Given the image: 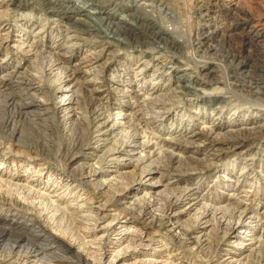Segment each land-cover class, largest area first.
<instances>
[{
  "label": "bare ground",
  "instance_id": "6f19581e",
  "mask_svg": "<svg viewBox=\"0 0 264 264\" xmlns=\"http://www.w3.org/2000/svg\"><path fill=\"white\" fill-rule=\"evenodd\" d=\"M166 1L168 0H152V3L158 2L164 6V9H169ZM212 1L215 2L212 3L215 6L220 0ZM232 1L234 2V0ZM232 1L231 4L227 3L226 9H224L228 14L233 13V6L235 7ZM11 2V5L14 6L13 9L15 7L28 9V4L31 3L46 6L51 19L57 18L55 21L65 25L68 31L74 29L71 32L75 34L68 33V40L74 37L82 40L85 39L83 36L89 34L95 39L93 46L101 45L99 49L97 48L98 51L92 52L97 55V58H85V61L72 65L74 69L70 67V56L58 53L57 55L60 57H57L56 62H51L49 66L50 71L56 66L60 68L55 80L56 83H59V88H62L61 84L70 79L78 86L77 92L81 93L84 90L89 103L95 104L94 124L91 133H97L98 138L95 142H90L91 138L81 127L83 123L76 110L77 103L75 101L69 98L65 102L61 101L54 106L46 107L44 100L35 96L37 91L41 92V87H35L33 82L20 77L26 74L20 72L18 66H6L3 71L0 69V90L13 89L15 84L11 82V79L20 77V82L16 83L24 84L26 89L32 92L29 93L30 100L18 103L17 117L19 120H31L33 126L42 132L47 146L53 145V136L56 135L55 126L62 128L63 132L77 126L76 128L80 130L81 134V141L76 144L75 152L69 155L68 165H73L70 172L54 173L51 171V166L47 167L46 153L38 150V147L34 148L35 146L20 128L21 123L19 127L17 123L10 124V121L4 119L8 132L5 131V135L17 147L16 149H19L18 152L25 153L23 154L26 155L24 158L25 160L29 159V162L24 165V168L20 167L21 172L16 170L13 175L0 171V185L8 184L11 188H16L19 186L17 181L29 174L28 177L31 179L28 183L33 185L25 186L29 189L27 193L19 189L17 196L0 192V264H104L101 258L94 259L92 257V259L87 254L84 255L80 252L79 249H75L72 240L67 242L64 239V231L61 230L57 234L58 229L53 231L44 219L41 220L36 216L37 205L41 206L39 211L41 212L44 210L43 201L50 202L48 208L53 204L51 198H54L55 195L42 192L44 190L49 192L51 187H55V189H51L50 192L57 193L56 190H62L58 191L61 197L56 196V201H62L63 204L66 202L65 195L72 193V190L75 191L67 198L72 199L71 201L81 198V190L89 194V200L92 201L103 197L99 199L102 203L93 208L98 214L103 213V216H98L95 219L96 223L99 219L104 221L105 217H111L105 209L109 206L114 207L113 210H116L117 214L112 215L110 222L119 223L123 220L124 223H128L127 221L132 219V223L141 226L139 230L131 232L127 229L123 239V241L138 242L136 245L141 248L150 247L149 242L150 244L161 243L160 246L163 248L167 246L165 241H155L147 237L159 235L162 240L163 238L164 240L168 239L172 247L175 248V254L180 255L187 249L207 246L211 231L214 229L212 223L219 222L225 248L221 250L224 252L220 254L217 264H246L259 248L264 231V198L258 200L255 206L251 204L255 200L256 185L254 183L261 181L264 192V154H260V158L257 153L245 158L247 151H253L259 138L264 137V120H262L264 110L255 109V112L251 111V114L247 113L248 110H234L233 113L236 115L228 121L218 118L222 113V107L217 106L212 111L215 115L213 121L211 119L212 128L203 125L200 130L182 129L181 127L174 132L173 129L163 132L161 131L163 126L173 123V106L187 100L195 101L201 98L199 96L206 94L208 89L204 87L210 86L211 76L214 75H211L212 64L204 66V69L208 70L207 72L194 71L178 57L165 56L164 49L173 50L180 44L173 35V29L159 28L153 24L151 19L143 14L141 5L136 0L124 6H120L118 0H11ZM211 10H206L201 15L202 22L204 21L202 30L214 35L216 34L215 29H210L211 18L207 17L212 12ZM120 12H124L125 15L118 16ZM80 16L88 20L80 19ZM252 27L256 28L257 26ZM2 35L0 34L1 37ZM4 35L2 41L9 38V35ZM140 35H142V39ZM203 35L205 34L203 33ZM131 39H138L141 41L139 44L146 45L145 51L143 50L137 56L139 60L136 63H133V59L136 58V56L133 58L134 55H126L122 58L125 53H129L125 47L130 46ZM208 39L209 37L205 35L202 40L207 42ZM250 39L251 43L255 41L263 43L264 33H257L254 38ZM149 41H152L153 44ZM24 42L17 46V49L21 50V53L29 55L32 44L27 45ZM155 44L161 46H155ZM101 55L102 57L107 55L109 61L100 66L99 72L106 68L116 73L110 75L109 82L104 79V76L94 73L93 77L86 81L93 83V87L91 89L82 88L78 80L79 77H77L78 74L83 76L90 73L92 68L96 67L94 65L99 61V58H102L99 57ZM125 62H128L129 72L130 70L134 71L133 76H128V73L122 75L119 66ZM128 64L131 65L128 66ZM149 64H154V67ZM241 65L242 68L246 66V64ZM163 72L169 75L165 78L168 84L175 83V87L169 89L174 94L170 98H168L170 91H167L170 87L166 88L159 84ZM117 77L124 78L125 85L120 84L121 81H117ZM130 77H133V83L128 81ZM150 80L154 84L149 88L147 83ZM20 94V92L9 94L8 102L13 106L15 102L10 100L17 96L20 97ZM109 100H115L112 104L115 106L116 112L111 111L113 108ZM139 124H141L140 127L137 126ZM134 125L137 126V129H132ZM149 126H151L152 133L148 132ZM94 139L96 136H93ZM98 142L101 143L98 144ZM105 147L107 150L101 159L98 156V151ZM243 147L245 148L241 151L242 153H238ZM261 148L260 150L264 152V148ZM34 152L37 154L33 155ZM184 153H189V155L184 156ZM228 153H238L237 156L241 155V157L239 161L233 159L227 166L220 165L221 157ZM15 154L12 155L15 156ZM194 154H199L200 157ZM159 157L167 158L168 165L173 166L172 171L167 173L166 170L161 171L157 166L159 164L156 165V159ZM123 161H127L126 165L133 166L139 173L132 175L130 171L114 169L124 164ZM190 162L194 165H191ZM102 163L111 164L112 169H101ZM239 163H242L243 167L240 170L241 174L236 176L235 170ZM256 163H259L258 167L263 169L258 172V176H251L252 181L245 180L250 173L254 172L252 168ZM218 167L222 169L213 171ZM143 174L154 175V177L149 179V182L145 181L146 179L143 181ZM168 174L171 177L166 178L165 175ZM212 176L214 177L212 182L204 187ZM255 179L256 181H254ZM38 181H42V187L39 189L41 182L38 183ZM258 186L259 184H257V188ZM33 187L36 189H34V193H30ZM72 196L73 198H71ZM163 200L164 208L160 206ZM59 205L53 208V211L51 210V215L55 217L60 212L58 215L60 220L63 219L61 215L65 210L61 209ZM258 206L260 208H257ZM76 207L79 210L84 208ZM64 214L69 215L68 211H65ZM191 218H194L193 223L189 222ZM99 223L101 222L92 226V231L98 228ZM99 231H104V228L100 227ZM73 235L71 238L77 237ZM144 241H147L148 244H145ZM164 249L166 250V248ZM126 251L123 249V252L119 251L116 255L120 256ZM112 261L109 260L108 264H111ZM151 262L148 260L144 263Z\"/></svg>",
  "mask_w": 264,
  "mask_h": 264
},
{
  "label": "rangeland",
  "instance_id": "374dc122",
  "mask_svg": "<svg viewBox=\"0 0 264 264\" xmlns=\"http://www.w3.org/2000/svg\"><path fill=\"white\" fill-rule=\"evenodd\" d=\"M132 1L133 0H118V4L120 6H124ZM137 1L138 0H136V2ZM146 1L139 0L137 2L140 3L143 14L150 18L151 22L157 27L164 29H173L174 37L179 40V46H176L175 48H173V50L164 49L163 53L165 54V56L178 57L180 61L184 62L194 71L200 70L202 72H207L208 70L204 69V66L208 64L213 65V72L211 73V75L214 74L213 76H211L212 83L210 84V86L204 87L205 89L208 88L205 92L206 94L199 96L201 98H196L197 100L195 101L187 100L184 103H178L174 105L172 113L173 123L171 122V124L168 123V125L163 126L161 131L167 132L173 129L174 132L181 127L182 129L195 128L197 130H200V127H202L203 125L212 128L211 122L213 121V118H215V115L212 111L213 108L217 106L222 107V113L219 112L220 116L218 118L224 120L227 119L228 121L233 119L236 115L235 113H233L234 110H248V114H251V111L255 112V109L264 110V42L259 43L255 41L251 43L252 40L250 39L254 38L257 33H264V0H234V2L232 0H220L217 1L215 6L213 5L215 2H213L212 0H168L166 2H168L169 9H164V6H161L160 4H158V2L154 4L152 3V0ZM231 1L235 4V7L233 6V13L228 14L224 9H226V5L231 4ZM11 3V0H0V34H3L2 37L5 36L4 34L9 35V38L6 41H2V37L0 36V69H2L3 71L6 66H18L19 71L26 74L21 75L20 77L25 78V80H30L31 82H33L35 87H41V92L37 91V94L35 96L37 98H40V100H44V103H46V107L54 106L61 101L65 102V100L67 101L69 100V98L72 101H75L77 103L76 110L80 115V119H82V121H80L83 123L81 127L91 138L90 142H95L98 138V134L91 133L93 130L92 125L94 124L93 111L95 108V104H92V106L89 103V101L85 97L87 94L84 92V90L80 89L82 90V92L78 93V86H76L73 81H70V79L69 81L61 84L62 88H59V83H56L55 80L57 71L60 70V68L56 66L52 71H50L49 66L51 62H56L57 57H60L57 55L58 53L64 54V56H70V67L71 69H74L72 65L78 64L81 61H85V58H97V55L92 52L96 51L97 48L99 49L101 45L98 46L95 44V46H93V40L95 39L89 36V34L83 36L85 39L82 40L76 39V37L68 40V33L73 31L74 29H69L70 31H68L66 30L65 25L61 24V22L59 23V21H55L57 18L51 19L49 17V12L47 11L48 9L46 6H41L37 3H31L28 4V9L25 7H15V9H13L14 6L11 5ZM65 3L67 4V1ZM210 9H212V12L207 17L211 18L210 23L212 25L210 29H215L216 34L214 35L209 34L208 32L206 33L202 30L204 28V21L202 22L201 15L205 13L206 10L210 11ZM118 14V16L125 15L124 12H120ZM80 19L88 20L82 16H80ZM212 19L214 20V22ZM252 26L257 27L254 28ZM203 33L207 35V37H209L207 42H203L202 40L203 36H205L203 35ZM140 37L141 39L143 38L142 35H140ZM23 42L27 45L32 44V50L29 55H25L21 53V50L17 49V46H19ZM140 42L141 41L138 39H131V41L129 42L130 46L125 47L129 53H125L122 58L124 56L126 57V55H134L133 58L135 56L136 58L133 59V63H136L137 60H139V57L137 56L140 55V52H142L143 50L145 51L146 48V45L142 43L139 44ZM149 43L153 44L152 41H149ZM155 46L161 45L155 44ZM159 49L162 48L159 47ZM99 57H102V55ZM107 59L108 56L103 55L102 58H99V61L94 65L96 67L92 68L90 73L83 76L78 74L77 77H79L78 80L81 83L82 88L91 89V87H93V83H88L86 81L93 77L94 73H99L100 76H104V79L109 82L110 75L116 72L110 71V69L106 68L102 69V72H99L100 70H98L100 66L109 61V59ZM127 63L128 62H125L124 64H122V66H119L121 67L120 69L122 71V75H126V73H128V76H133L134 71L130 70L129 72V70L127 69ZM241 64H246V66L242 68ZM130 65L131 64H128V66ZM149 66L154 67V64H149ZM167 76L169 75H167L166 72H163L160 76L162 77V79L161 81L159 80V84L161 86H165L166 88L170 87L167 89V91H170L169 89L175 87V83L168 84V81L165 80ZM19 78L16 79L15 77H13L11 79V82L15 84L13 89L0 90V133H3L0 134V171L7 172V174L13 175L14 171L16 170L21 172L22 169L20 170V167L22 168L23 166L24 168V165L28 164L29 162V159L25 160L24 158L26 157V155H23L25 153L18 152L19 149H16L17 147H15L13 143L8 139L7 135H5L7 132V126H5V122L10 121V124L17 123L19 127L21 125L20 128L23 130L24 134L28 136L29 141L33 144V146H35L34 148L38 147V150L44 151L46 153V161L48 162L47 167L51 166V171H54V173H60L61 171L70 172V169L73 165H68L69 155L72 152H75L76 144L81 141L80 130L76 128L77 126H73L70 130L67 129L65 130V132H63L64 130L62 131V128H60L59 126H55L56 135L53 136V145L51 147L47 146L46 141L41 134L42 132H40L36 129L35 126H33L34 124L31 123V120H19V118L17 117V111L19 108H17V106H19L18 103L20 104L23 101L30 100L31 96L29 93H32L31 91H28L26 89V86L24 84L21 85L16 83L20 82ZM123 79L124 78L119 77L116 78L117 81H121L120 84L125 85ZM146 79L148 80V78ZM128 81L133 83V77H130ZM151 82L152 81L150 80V82L147 83V87L150 88V86L154 84H152ZM16 92H20L21 94L19 95L20 97L17 96V98L10 100L15 102L12 106V104L8 102L10 98L9 94H15ZM172 95L174 96L172 91H170V93L168 94V98H170ZM207 100H211L210 103ZM216 101H218L219 103H217ZM109 102L111 103V106L113 108L111 109V111L116 112L117 110L114 109L115 106L112 104L113 102H115V100H109ZM13 107H15L16 109ZM48 109L51 111L50 108ZM193 112L198 113L195 114ZM240 113L239 115L242 114ZM10 118L13 119L11 120ZM262 120H264V117ZM137 126L140 127L141 124ZM137 126L134 125L132 129H137ZM143 127L145 126L143 125ZM151 131V126H149L148 132L152 133ZM93 136H96V139L93 140ZM100 143L101 142H98V144ZM261 147L264 148V137L259 138L257 146L253 151H247L245 158L252 156L255 153H257V156H259L258 158H260V154H264V152L260 150L262 149ZM106 148L107 147L98 151L99 158L102 159L107 150ZM244 148L245 147L241 148L238 153L244 150ZM31 151L33 150L31 149ZM37 152L39 153V151ZM238 153L225 154L220 159V165L223 164L227 166L232 162L233 159H235L234 161H239L241 155L237 156ZM12 154H15L16 157ZM35 154L37 153L34 152L33 155ZM187 155H189V153H184V156ZM194 155L200 157L199 154ZM123 162L124 164L121 165L122 167L120 166L113 168L130 171L132 175H136L137 173H139V171H137V169H134L133 166L126 165L127 161ZM168 162L169 161L165 157H159L158 159H156V165L159 164L157 166L161 169V171L166 170V173L172 171L173 168L172 165H168ZM190 164L194 165L192 162H190ZM256 164L252 168L254 172L250 173L245 180L252 181L251 176H258V172L263 169H260L258 167L259 163ZM100 166H102L101 169L103 170L112 169L111 164L102 163ZM242 167V163H239L237 165V168L235 170L236 176L238 174H241L240 170L242 169ZM219 169L220 168L218 167L217 169H213V171ZM28 176H25L23 177V179L18 180L17 184L19 186H17L16 188H11L10 186H8V184H5L4 186L0 185V192H7V194L13 195L16 194L17 196V191L21 189L23 190V192L27 193L29 189L25 186L33 185L32 183H28L31 179V177ZM165 176L166 178L171 177V175L169 174ZM152 177H154V175L143 174V181L146 179L145 181L148 180L147 182H149V179H151ZM213 179L214 177L212 176L206 182L204 187H206L207 184H210ZM254 181H256V179ZM39 182H41V185L38 187V189L42 187V181H38V183ZM257 184H259L258 188ZM254 185H256L254 191L255 200L251 204L255 206L258 200L264 198V192L262 190L261 181H259V183H254ZM53 188L55 189V187L49 188V192L45 190V192L42 191L43 193H50L53 196L55 195L54 198H51L53 204H51V207L48 208L50 202L48 203L46 200L43 201L42 206L44 210H42L41 212H39L41 210V206L38 207L37 205L35 210L37 214L36 216H38V218H40L41 220L44 219V221H46V224H48L49 228L53 231L55 229H58V231L56 232L57 234H59L61 230L62 232L64 231V239L67 242L72 240V244H74L73 247L75 249H79L80 252H82L84 255L87 254L90 258H101V261L104 264H108L109 260H113L111 264H145L144 262L148 260H151L152 262L146 264H217V262L219 261L218 259L221 256L220 254L224 252L221 251L225 248V243L222 240V229L219 228V222L215 221L212 223V227L214 226L213 228L215 230L212 229V233L210 234L209 238V244L207 246H201L199 248L194 247V250L187 249L185 252H182V254L184 253L183 255H176V252H174L175 248H173L169 243L170 241L166 238L165 240L164 238L162 240L159 235L146 236L154 239L155 241H165L166 245L168 244L167 246H164L166 250L163 248V246H160L161 243L150 244V242V247L141 248L140 246L136 245L138 242L136 243L123 241V239L125 238L124 233L127 229L129 232H131L134 230H139L141 226L132 223V219L127 221L128 223H124L123 220H121L119 223H116V221L110 222L112 215L117 214V211L113 210L114 207H105L106 212H109L108 214H110L111 217H105L104 221H100L99 219L96 223L95 219L98 216H103V213L100 215V213L98 214V212H96V210H94L93 208H96L102 203V201H100L99 199L103 197H100L98 200L92 201L89 200V194H86L84 193V190H81V198L77 199V201H71L72 199L69 200L67 198L73 194V191H75L72 190V193L65 195L66 202H64L63 204L62 201H56V196L58 198L61 197V195L58 194V191L62 190H56L57 193H54V191L50 192V190ZM34 189L36 188L33 187L32 190H30V193H34ZM87 189L89 190L90 188ZM71 198H73V196ZM83 202H85V204H83ZM163 203L164 200L160 203V206L164 208ZM58 205L61 209L68 211L69 214H64L65 211L62 212L61 216H63V219L60 220L58 219V215L60 212H58L55 217L51 215L53 208L58 207ZM76 206H82L84 208L83 210H79V208ZM257 208H260V206H258ZM43 213L45 215L47 213L48 214L45 216L42 215ZM91 217H93V220H91ZM98 222H101L99 223L100 225L95 231H92V226H94V224L96 226ZM189 222L193 223L194 218H191ZM100 227H103L104 231H99ZM72 234H74L73 236L77 237L71 238ZM144 242L145 244H148L147 241ZM123 249H126L127 251L122 255L117 256V252H123ZM257 250L255 254L250 257V259H248L249 261L246 264H264V231L263 237L261 238V243ZM122 256L124 257L121 258Z\"/></svg>",
  "mask_w": 264,
  "mask_h": 264
}]
</instances>
